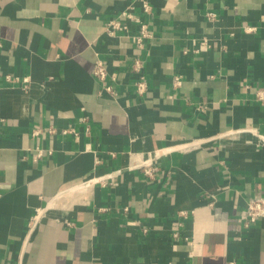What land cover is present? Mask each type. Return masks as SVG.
<instances>
[{"label": "crops", "instance_id": "1", "mask_svg": "<svg viewBox=\"0 0 264 264\" xmlns=\"http://www.w3.org/2000/svg\"><path fill=\"white\" fill-rule=\"evenodd\" d=\"M149 2L0 0V264H264V0Z\"/></svg>", "mask_w": 264, "mask_h": 264}, {"label": "built area", "instance_id": "2", "mask_svg": "<svg viewBox=\"0 0 264 264\" xmlns=\"http://www.w3.org/2000/svg\"><path fill=\"white\" fill-rule=\"evenodd\" d=\"M142 8L146 15H150L152 13V5L149 0H142ZM208 17L210 19H214L216 14L213 12H209ZM124 19H132L139 25L138 32L133 36L134 42L137 44L139 48H144L146 44V40L152 36V31L149 28V24L147 22L142 21L140 16L136 15L132 10V7L123 10L118 18L110 19L106 24V31L110 35H116L120 30H128V24L125 23ZM248 30H252L253 28L249 27ZM207 44L206 40L203 41V48ZM137 66H141V61L138 60L136 62ZM94 76L98 78L100 81L105 83V79L108 75V70L106 63L104 60L97 59L95 64ZM8 79H13L10 75H8ZM180 79L176 78V83H179ZM136 91L138 94H144L148 88V82L144 75H141L137 81L135 82ZM106 90L109 92H114L112 86L106 85ZM259 98L264 99V94H259ZM50 132H53V129H49ZM42 132V129H37V133ZM157 168L153 165L145 169V172L149 175H153ZM264 218V194L256 195L252 197L246 206L244 211V215L241 218L243 224L247 227H250L256 224L260 219ZM32 228V227H31ZM32 230V229H30ZM176 237H178V232L174 233ZM229 264H240L239 262L232 260Z\"/></svg>", "mask_w": 264, "mask_h": 264}]
</instances>
